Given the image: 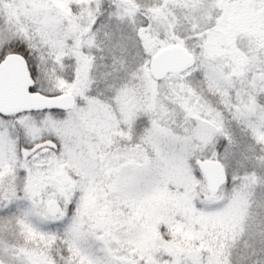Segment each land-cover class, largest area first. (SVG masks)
<instances>
[{
  "label": "snow or ice",
  "instance_id": "1",
  "mask_svg": "<svg viewBox=\"0 0 264 264\" xmlns=\"http://www.w3.org/2000/svg\"><path fill=\"white\" fill-rule=\"evenodd\" d=\"M0 264H264V0H0Z\"/></svg>",
  "mask_w": 264,
  "mask_h": 264
}]
</instances>
